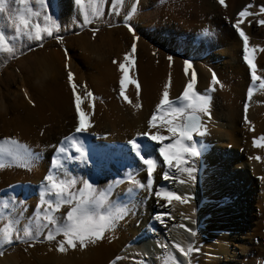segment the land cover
I'll return each mask as SVG.
<instances>
[{
    "label": "bare ground",
    "instance_id": "bare-ground-1",
    "mask_svg": "<svg viewBox=\"0 0 264 264\" xmlns=\"http://www.w3.org/2000/svg\"><path fill=\"white\" fill-rule=\"evenodd\" d=\"M139 1L140 4L138 5V1L136 4L137 8L142 9L147 6L146 0ZM171 2L175 7L177 6L176 8H179L178 12L182 13L181 15L176 12L177 14L174 16L178 27L190 24L195 28L188 29L187 26H183L178 31H172L171 37H169L166 30H162L158 36H152L154 38L151 39L145 34L139 36V30L134 31L137 37L136 65L134 70L129 69V76L137 81V75L139 76V102L142 105L140 108L133 107L137 100L135 85L129 84L126 87V95L132 103L125 102L123 98L122 101L115 99L110 93V82H115L116 80L119 82L118 64L109 66L110 69L115 70H113L115 75H111V78L103 77L104 86L97 87L98 95L104 102L102 103L103 105L92 100L93 107L89 108V100H85V95L77 90V93L82 97V110L85 113H91L87 117L91 127L79 137L85 146L87 156V159L82 162L85 163L83 167L85 179L88 177L94 180L97 176L105 175L98 189L107 188L112 193L115 189L121 190L117 177V174L121 172L124 177L123 180L126 181L121 195L125 197L124 199H116L113 204L126 205L129 209V214L119 221L115 229L106 233L102 241L95 245L90 244L85 249H69L66 253L56 252L55 247L52 249L53 253L49 254V257L55 261L58 260L66 264H110V261H114V264H162L164 249L159 247V245H167L169 251L173 252L178 260H182L178 252L172 248L174 243H180L185 248L191 244L193 248L198 249L192 254L193 264L252 263V260L248 259V257H242V252H246L251 236L257 237L264 232V195L259 199L256 206L260 211L257 214L251 210L250 205L247 203L245 207H242L243 203L240 202V199L242 201L254 198L251 186L263 184L262 182H264V179H260L264 177V147L255 148L252 144L253 137H259L264 134V89L260 88L259 81L253 82L251 79V70L243 60V41L233 24L238 18L237 13L246 5H251L250 11L259 13L260 6H264V0H224V5H221L218 0H171ZM66 3L63 7L65 12L62 18L63 27L83 26V18L79 13V6L75 4L74 0H67ZM133 3L134 0L133 2L129 0L127 5L130 7ZM14 8L18 10L19 6L14 5ZM260 18H264V14H258L255 17H245L240 27L249 37V47L259 46L254 54V63L256 65V74L264 77V51L260 50L264 49V25H258L255 22ZM132 21L137 23L138 17L133 18ZM229 22L231 25L227 26ZM195 23H197L196 26H194ZM12 31L14 35V28ZM108 35L109 37L103 42H110L117 52V57L122 60L123 54L131 49L133 33L129 32L125 25H119L111 28ZM162 42L168 47L167 51L162 49L164 45L161 48L155 46V43ZM80 44H85L89 50H93L96 47L85 39H81ZM99 47L98 45L97 48ZM212 48L218 49L214 50L217 56L210 55L207 58L205 54H208ZM236 48L239 49L237 53L240 58V63H238L240 70L238 71H235L236 65L232 63L230 58ZM159 49L160 54H157ZM171 49L178 50V53L183 54L184 57L180 54L172 57L169 52ZM196 53L204 55L199 65L192 63ZM52 54V52L47 51L37 61L38 65L45 71V74L36 73L37 77L50 84L51 92L47 95L48 97L45 99L39 96L34 101L29 99L30 97L28 98L24 92L18 91L15 96V101H17L20 111L17 117L10 119L0 111V127L4 131L18 129V131L20 130L24 133L26 131L32 133L37 131V127L43 128V125H45L44 119L41 120L38 112H43L52 103L58 108L55 119L63 118L68 120L70 117L71 121L67 122L73 124L71 131L75 130L77 117L72 90L68 83H65L63 88V85H59L57 83L58 79L53 76L58 58L56 59ZM57 56L60 55L57 54ZM168 57H172L171 63H169ZM219 59L220 62L212 63ZM185 60L191 65L187 74L184 70ZM193 72L196 74L194 87L198 92L204 93L210 86L215 89L209 93L211 96L210 117H206L204 120L207 132L203 136L194 135L193 138L200 149V155L189 161L188 164V166L195 168L194 178L189 179L186 173L170 168L168 170L170 179L164 180L162 178V173L165 171L163 160L157 153L153 156L157 160V167L153 172L152 189L151 191L148 189L147 181L143 182V187L140 188L138 180H135V183L130 181L134 178L136 179V174L145 167H143V164L135 154L130 151L129 145L124 147L126 148L125 151L131 156L132 160H135L138 167L133 166L131 171L132 166L129 167L126 164L125 169L121 170V163L117 164L115 161L109 164V161V167L113 171L105 172L98 169V165L100 166L102 163L101 157H98V154H100L98 150L99 142L108 140L110 141L109 143H112L120 140L125 141L122 143L125 145L127 143L126 140H128V134L132 137H138L137 133L145 131L146 122L152 114L151 109L159 102L163 85L169 80V77V96L175 100L183 91L184 85L191 78ZM213 74H215L219 82L215 85L211 84ZM249 86L254 88L251 98L247 95ZM213 99L214 101H212ZM153 101L156 102L154 103ZM245 102L249 105L246 113L244 111ZM103 108L107 112L104 113ZM107 113H110L113 117H108ZM67 114H69V117ZM245 116L250 123H245ZM54 127L46 135V139L50 144L48 150L51 151L49 161L47 164L44 161L41 166L39 165L40 171L38 169V175L36 174L37 181L42 179L41 183L51 167L52 152L55 154L59 140H62V137L71 132L67 131L68 133L66 132L67 134L64 136H59L58 142L52 143L56 140L55 137L59 132L62 134L59 131L60 129L57 130ZM250 127L253 129L252 131H249ZM65 129L66 127L61 130L64 131ZM137 139L143 144L140 136ZM220 142L231 144L233 151L224 157H216L210 154V152H213L210 151L212 150L211 148L205 149V143L217 144ZM243 145L245 147L242 149ZM65 146L67 147L66 144ZM47 154L48 152L44 153L42 155L43 158ZM256 156L261 159L258 161L255 159ZM68 162L80 163L81 161H65L66 168L68 167ZM238 165H245L246 169L241 168V172L237 171L236 166ZM1 174L6 179H9L16 173L4 170ZM69 174L71 175L72 172L68 170ZM145 175L147 176V171H145ZM111 177L114 179L113 182H111ZM158 187L174 191L180 196L187 195L189 197L188 202L181 203L174 199L166 204L165 201L154 195ZM40 191L41 187L35 190L36 196H33L34 200H36V206L40 200ZM30 204L31 207H26L25 213L21 214L19 219L33 217L36 206L32 203ZM24 205L26 206L27 204ZM216 205H218V209L215 207ZM229 206L234 207V210L228 211ZM42 209L43 206L41 211ZM243 209L245 210L244 214ZM159 213H167L163 217V224L154 218ZM64 215H62L61 208L57 216L63 217ZM241 215H245L248 219H252L257 215L262 218V221L253 222V226H245L246 229H244L236 222ZM185 217L188 219H185ZM24 219L21 222L27 223L28 221H24ZM193 221L195 222L193 223ZM23 223L19 224L18 227H21ZM180 224H184L195 231L194 242L188 240L189 233L178 227ZM50 228L51 225L47 228L45 235ZM240 228L247 231L244 237L239 234ZM34 229L35 226L33 225V231ZM228 230L231 231V236L226 234ZM216 232L219 233L217 234ZM160 233H163V236H160ZM229 241H232L231 244L233 246L231 248L229 247ZM117 256L120 257L119 260H115ZM59 257L61 259H58ZM9 262L5 261V263H2V259L0 260V264H11Z\"/></svg>",
    "mask_w": 264,
    "mask_h": 264
},
{
    "label": "snow or ice",
    "instance_id": "snow-or-ice-1",
    "mask_svg": "<svg viewBox=\"0 0 264 264\" xmlns=\"http://www.w3.org/2000/svg\"><path fill=\"white\" fill-rule=\"evenodd\" d=\"M13 0H0V14L8 16L10 4ZM75 4L79 6V13L83 18V25H88L95 18H99L104 14L105 0H74ZM221 5H224V0H218ZM15 5L19 6L15 11L14 16L8 20L9 25L14 24V35H6L4 25H0V52L9 55L14 54L15 48L9 43V40H16L26 37L29 40L40 41L44 35L51 37L56 28L55 21L51 15L44 14L48 5L45 0H35V4L39 5V10H34L32 3L33 0H14ZM113 7L110 11L120 14L119 5L122 0H111ZM137 5L133 3L127 14L123 19L126 22L125 26L129 32L133 33V40L131 49L123 54L122 60L119 62L113 59V64H118L119 76V95L127 103H132L130 98L126 95L127 85H135L137 92V100L133 107L140 108L142 105L139 102L140 85L134 78H130L129 69L134 70V59L136 51V41L134 28L131 24L127 23L134 13L136 12ZM251 5H246L237 13V20L233 27L239 33L243 41V60L251 70V79L253 82L259 81L260 88L264 89V77L256 74V65L254 63V54L259 46L249 47V37L241 29L240 25L245 17H255L258 14H264V6L259 8V13L250 11ZM43 17L44 23H39V18ZM36 18L37 22H33ZM256 24L264 25V20L257 19ZM251 23V21H249ZM93 29V35H95ZM57 41H61L62 37L56 36ZM264 51V49H260ZM169 63L172 57L167 58ZM67 67V65H65ZM191 67L190 63L184 61V70L187 74L188 69ZM68 85L72 90L74 105L76 110L77 123L75 132L83 133L91 127L87 117L91 113H85L82 108V97L77 93V88L80 87L74 81V74L69 71L67 73ZM196 83V74L192 73L191 78L183 87V91L175 100L169 96L170 77L163 85L162 93L159 102L156 103L155 109L147 120V127L149 130L164 128L167 136L160 134L159 131H146L137 133V136L146 137L149 141L157 142L159 147L156 149L159 157L163 160L164 173L162 178L169 180L170 176L168 170L175 168L178 172L186 173L189 179L194 178L193 173L195 168L188 166L189 161L193 160L200 155L198 148L193 137L203 136L207 132L204 117H210V101L211 96L209 93L214 91L213 87H209L204 93L198 92L194 85ZM219 83L215 74L211 77V84ZM86 87V85H85ZM253 86L247 89L249 98L253 95ZM85 95L89 98V108L93 107L92 98L93 93L86 91ZM31 103V101H29ZM248 103L244 104V111L247 112ZM245 123H250L245 116ZM253 129L250 127L249 131ZM169 141L165 143L164 141ZM67 145V147L65 146ZM130 146V151L141 161L147 170V186L151 191L153 185V172L157 167V160L152 156V147L148 143H140L136 137L127 141ZM253 147H264V134L259 137H253ZM34 154L32 149L17 140L15 137L0 138V168L5 167H22L30 168L34 162ZM86 150L83 142L73 136L69 135L64 137L63 142L56 148V152L51 159V167L48 174L44 176L41 183L40 200L34 210L33 217H28L27 223L21 224L19 214L14 217H5L0 214V220H4L0 225V244H11L14 240H33L35 239L43 228H51L43 237L44 240L52 242L56 240L57 235L63 238L56 242L55 250L59 253H66L69 249H85L88 245H95L105 238V234L116 228L119 221L123 220L128 214L129 209L126 205H114L109 199V189H98L89 179H77L75 176H69L65 161H81L86 160ZM258 161L261 159L256 156ZM260 179H264L261 177ZM133 182L134 181H130ZM184 182V181H180ZM79 185V186H78ZM143 187V185H140ZM154 195L167 203L172 200H178L181 203H187L189 197L187 195L180 196L174 191L166 190L164 187H158ZM11 199V198H9ZM23 204V201H20ZM63 205H68V210L63 217H58L56 213ZM43 209L41 211V207ZM7 207V202L3 205ZM167 213H159L154 218L161 224L164 223L163 217ZM185 219H188L185 217ZM194 223V221H193ZM33 225L35 229L33 231ZM192 236H195V231L184 224L178 225ZM31 246V245H30ZM164 249L162 264H184L182 260H178L173 252L169 251L168 246L159 245ZM181 257H188L198 249L193 248L189 244L186 248L180 243L172 245ZM3 253L0 252V255ZM117 256L115 260H119ZM114 264V261H110Z\"/></svg>",
    "mask_w": 264,
    "mask_h": 264
},
{
    "label": "rangeland",
    "instance_id": "rangeland-1",
    "mask_svg": "<svg viewBox=\"0 0 264 264\" xmlns=\"http://www.w3.org/2000/svg\"><path fill=\"white\" fill-rule=\"evenodd\" d=\"M128 1L129 0H122L121 4L116 5L117 7H120V14L117 15L115 12L110 11V9L113 7L111 0H105L104 14L102 16L93 19V21L88 25H83L81 27L72 26L70 28L69 27L66 28L63 27L64 25L62 22V18L65 14L63 7L67 2V0H45V3L48 5V8L44 12V14L51 15L56 24V28L53 31V35L51 37L44 35L40 41L29 40L26 37H22L18 41L9 40V43L12 44L15 48L14 54L9 55L7 53L0 52V111L6 114L10 119H14L17 117L18 113L20 112L18 109L17 101H15L16 100L15 96L18 93V91L24 92L25 94H27L26 96L28 98L30 97L29 99L31 100L33 99L34 101L37 100L39 96L45 99L46 97H48L47 95H49V93L51 92L50 84H47L46 81L39 79V77H37L36 74V73L45 74L44 69L38 65L37 61L40 57L44 56L47 51L52 52L53 53L52 55L56 59L58 58L53 76L55 77V79H58L57 83L59 85H63V88L65 87V83L66 84L68 83L66 81L67 73L71 71L74 74V81L78 85H80V87L77 88L78 92L80 91L85 95L86 91H91L93 93L92 100L94 102L96 101L101 105H103L102 103L104 102L98 95L97 87L99 88L104 86L103 77L111 78V75H115V72H113L114 69H110L109 67L112 65L113 66L117 65L112 63L113 59H116L118 62L120 61V59L117 57L118 55L115 48L111 46L110 42L105 41L104 43L103 40L109 37L108 33L111 30V28L117 27L119 25H125L126 22L124 21L123 17L124 15L127 14V11H129L131 8V5L130 7L127 5ZM137 1L139 5L140 4L139 0H134V3L137 4ZM146 3L147 6L143 7L142 9L136 8V12L132 16V18L127 22L133 26L134 31L137 30L140 31L139 36H143V34H145L148 35V37L151 39L154 38L152 36H158L162 30H166L169 34V37H171L172 31L173 32L178 31L183 26H187L188 29L195 28L190 24H186L181 27H178V24L176 23L177 21H175L174 16L177 13L182 15V13L178 12L179 8H176L177 6L175 7L172 4L171 0H146ZM10 5L11 8L8 16L0 14V25H4V31L6 35H13L12 29L14 28V24L13 25L8 24V20L14 16L16 11L14 8L15 5L14 0ZM32 6L34 10H39V5L35 4V0H33ZM136 17H138V22L133 23L132 20L133 18ZM260 20H264V18H260ZM33 22L34 23L37 22L36 18H33ZM39 23L41 24L44 23L42 16L39 18ZM196 24L197 23H195L194 26H196ZM230 25L231 23L229 22L227 26ZM93 29L96 30L95 35H93ZM57 35L62 37L61 41H57V39L55 38ZM102 36L103 38H101ZM149 38H147V40H149ZM81 39H85L86 41L91 42L92 45L96 46L95 49L89 50L85 44L81 45L80 44ZM164 44L165 43L163 42L155 43V46L161 48ZM98 45L100 46L99 48H97ZM167 48L168 47H166L165 45L164 47H162V49L165 51H167ZM212 49H210L208 54H205L207 58L210 57V55L217 56V53H215L214 50L215 49L218 50V49L217 48H212ZM219 50H221V48H219ZM238 51L239 49L237 48L234 49V53L230 57L232 59V63L236 65L234 68L235 71L240 70V66H238V63H240L239 54L237 53ZM169 52L171 53L172 57L179 56L178 54L184 57L183 54L178 53V50L175 51L174 49H171ZM57 54L60 56H57ZM157 54H160V49L157 50ZM134 56L136 57V54H134ZM203 56L204 55H202L201 53L194 54V59L192 60V63L193 64L195 63L196 65L201 64L203 60ZM216 62H220V59L215 60V62L212 63H216ZM65 65H67V67H65ZM135 65H136V58L134 59V66ZM94 79L95 81H93ZM137 79L139 82L138 75H137ZM110 84H111L110 93L113 95L115 99L117 98L120 99V101H122L123 99L119 95V82H117L116 80L115 82H110ZM86 99L89 100V98L85 95V100ZM117 101L120 102L119 100ZM212 101H214V99ZM153 102L155 103L156 101ZM152 108L155 109V106ZM153 109H151L152 112L154 111ZM103 110L104 113L107 112L104 108ZM57 113H58V108L54 103H52L50 107L46 108L43 112L39 111L38 115L40 116L41 120L44 119L43 121L45 125H43L44 126L43 128L37 127V131H34L32 133L30 131H26L24 133L21 132L20 130L18 131V129L15 130L10 129L9 131H4L3 128L0 127L2 128V130H0V138L15 137L17 138L18 141L28 145L32 149L34 154L35 153L38 154V157L37 156L33 157L34 162L31 164L30 168H22L17 166L0 168V176H1L0 177V214H3V216L14 217L17 214H19L20 217L21 214L25 213L26 207L28 208L31 207L30 203L36 206L35 204L36 200H34L33 196L34 195L36 196L35 190H37L40 187L42 181V179H39L37 181L38 179L36 176V174L38 175L37 170L39 169L40 171L39 165L41 166L44 163V161L46 164L48 163L49 156L51 154V151L48 150L50 144L46 139L47 137L46 135L50 133V130H52L51 128H53L54 126H55L54 129L57 130L60 129L59 131H61L62 134H60L59 132V134L56 135L55 137L57 141L54 140V142H52V143H56L58 142V139L61 136H64L73 129L72 128L73 124L67 122V121H71L69 114H67V116L69 117L68 120L63 118L55 119ZM107 116L113 117V115H111L110 113H107ZM203 119L205 120L206 117H204ZM64 127H66V129L64 131L61 130ZM146 128L148 127H145L144 132L150 131L149 129ZM151 130L152 131L158 130L160 134L167 136V132L164 128L151 129ZM81 134L82 133H77L75 132V130H73L64 137H67L68 135H73L79 138ZM64 137L62 138L64 139ZM127 138L128 140H130L133 137L130 134H128ZM140 138H142L141 140H143V143H148L152 147V152H153L152 156L158 153V151H156V149L159 147V144L157 142L149 141L146 137H142V136H140ZM63 139L59 140L58 146L61 145ZM128 140H126V142ZM109 142L110 141L108 140H101L98 144V150L100 151L98 157H101V161H102L100 166L98 165V169L104 170L105 172H111L113 170L109 167V164L115 161L117 164L118 163L122 164L121 170L125 169L126 164H128L129 167L132 166L131 171L133 170V166L138 167V164H136L135 160H132L131 156H129V154L126 153L125 151L126 148L124 147H127L128 144L127 143H125V145L122 144L125 141L116 140V142L115 141L112 143ZM164 142L167 143L169 141L166 140ZM243 147H245V145L242 146V149ZM207 148H211L212 150L210 151L213 152H210V154H212L213 156L215 155L216 157L217 156L224 157L228 153L233 151V148H231V144H228L227 142L225 143L220 142L217 144L205 143V149ZM45 150L46 152H48V154L43 158L42 155L46 153ZM53 155L54 153L52 152V157ZM67 165H68L67 169L72 172V174L71 175L69 174V176H75L78 180L81 178L85 179L84 168H83L85 163L68 162ZM143 167L145 166L143 165ZM236 168L237 171L241 172L242 170L241 168L246 169V166L238 165L236 166ZM4 170H9L15 172L16 174L13 177L6 179L1 174V172H3ZM145 171H147L146 167L143 170H140V172L136 174V179L134 178L131 181H134L135 183V180H138L140 182V185H143V182L147 181V176L145 175ZM117 177L119 179V186L121 190L115 189L112 193H110L109 199L111 200L112 203H114L116 199H124L125 197L121 195V193L125 187L126 181L123 180L124 177L122 176L121 172L117 174ZM104 178L105 175L99 177L97 176L94 178V180H91L90 178L87 177V179H89L90 182H92L97 188L100 187L101 182L104 180ZM113 180H114L113 177H111V182H113ZM262 183L263 184L251 186V192L254 198H248L242 201L240 199V202L243 203L242 207H245L247 203L250 205L251 210L256 214L260 212L259 208L256 207L258 201L264 195V182ZM20 201H23V204H21ZM226 201L224 202L226 203ZM5 202H7L6 208L3 207ZM24 204L27 205L25 206ZM117 204L119 203H116V205ZM215 207L217 209L219 208L218 205H216ZM61 208H62V215L66 214L68 210V205H63ZM61 208L59 211H61ZM244 209H243V214L245 212ZM233 210L234 207L233 208L231 206L228 207V211L231 212ZM57 214L58 212L56 213V215ZM229 214L233 215L231 213ZM26 218L24 219V221L27 220ZM23 219L21 218L19 220L23 221ZM257 221H262V218L256 215L252 219H248L247 217H245V215H241L240 217H238L236 222L238 223V225H240V227L246 229L245 226H253V222H257ZM4 222L6 221L0 220V225H2ZM242 229L240 228L239 234L242 237H244L247 231ZM46 230L47 228H43L40 231V235L37 236L38 238H35L33 240H20V241L14 240L11 244H0V252L3 253L2 255H0V260L2 259V263H5V261L8 262L10 261L9 263L11 264H66L58 260L55 261L49 257V254L51 252L53 253L52 249L56 247V242L62 239L63 237L61 235H57L56 240L52 242L44 240L43 237L45 236ZM216 233L218 234L219 232ZM226 234L228 236L229 235L231 236V231L228 230ZM188 235H189L188 240L194 242L193 239L194 236H192L191 234ZM160 236H163V233H160ZM231 242L232 241H229L230 248L233 246ZM194 252H192L188 257H181L179 253L178 255L180 259L183 260L184 264H193L191 257ZM244 256L252 260L251 264H264V232L257 237H252V236L250 237L246 252L245 251L242 252V257ZM58 259L61 258L59 257Z\"/></svg>",
    "mask_w": 264,
    "mask_h": 264
}]
</instances>
